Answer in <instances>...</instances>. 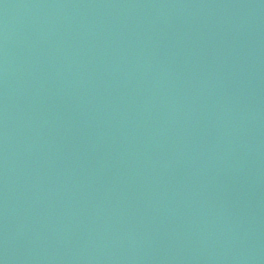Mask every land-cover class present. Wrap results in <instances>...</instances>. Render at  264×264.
I'll return each instance as SVG.
<instances>
[{"label":"water","instance_id":"water-1","mask_svg":"<svg viewBox=\"0 0 264 264\" xmlns=\"http://www.w3.org/2000/svg\"><path fill=\"white\" fill-rule=\"evenodd\" d=\"M0 264H264V0H0Z\"/></svg>","mask_w":264,"mask_h":264}]
</instances>
